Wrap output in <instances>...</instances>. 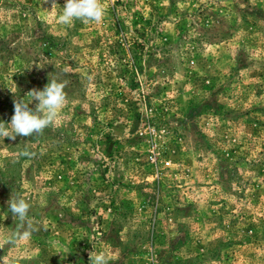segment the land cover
<instances>
[{
    "label": "rangeland",
    "instance_id": "374dc122",
    "mask_svg": "<svg viewBox=\"0 0 264 264\" xmlns=\"http://www.w3.org/2000/svg\"><path fill=\"white\" fill-rule=\"evenodd\" d=\"M55 2L0 0V121L66 81L56 122L0 139V234L11 195L39 229L0 264H264V0H102L71 26Z\"/></svg>",
    "mask_w": 264,
    "mask_h": 264
},
{
    "label": "clouds",
    "instance_id": "9594fccd",
    "mask_svg": "<svg viewBox=\"0 0 264 264\" xmlns=\"http://www.w3.org/2000/svg\"><path fill=\"white\" fill-rule=\"evenodd\" d=\"M46 2V0H44ZM56 4L52 0V4ZM106 14L102 0H65L62 11L58 14V21L65 26H71L76 20L83 23H101ZM66 81L53 78L42 90L31 89L23 98L13 100L14 113L10 123L0 121V139L5 137L15 140L17 135L33 136L40 135L44 129L56 122L66 102ZM36 101L35 108L29 104ZM19 156L31 158L34 153L27 150L21 151ZM8 211L12 217H16L18 225L6 234H0V249L5 246L14 247L21 239L30 240L34 232L39 229L30 217V203L21 196H12L7 201ZM95 245L93 244V248ZM8 264H17L15 259H10ZM89 264H110L107 254L103 251L90 252Z\"/></svg>",
    "mask_w": 264,
    "mask_h": 264
},
{
    "label": "trees",
    "instance_id": "16d2710c",
    "mask_svg": "<svg viewBox=\"0 0 264 264\" xmlns=\"http://www.w3.org/2000/svg\"><path fill=\"white\" fill-rule=\"evenodd\" d=\"M1 38L2 37H0V60L9 59L10 56H12L13 54H17L18 53V51L7 47L8 39H1ZM14 74H12V75H14ZM14 76H15V79L17 81L22 82L24 80V77L18 76L17 74H15ZM1 171H2V168L0 167V175H1Z\"/></svg>",
    "mask_w": 264,
    "mask_h": 264
}]
</instances>
